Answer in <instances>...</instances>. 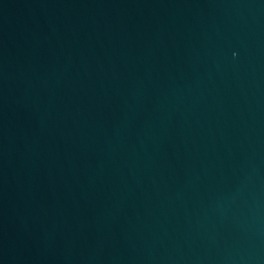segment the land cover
I'll use <instances>...</instances> for the list:
<instances>
[{"label":"water","instance_id":"95a60500","mask_svg":"<svg viewBox=\"0 0 264 264\" xmlns=\"http://www.w3.org/2000/svg\"><path fill=\"white\" fill-rule=\"evenodd\" d=\"M0 264H264V0H0Z\"/></svg>","mask_w":264,"mask_h":264}]
</instances>
